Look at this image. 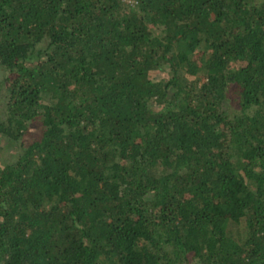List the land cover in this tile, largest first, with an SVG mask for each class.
I'll return each instance as SVG.
<instances>
[{"label": "trees", "instance_id": "trees-1", "mask_svg": "<svg viewBox=\"0 0 264 264\" xmlns=\"http://www.w3.org/2000/svg\"><path fill=\"white\" fill-rule=\"evenodd\" d=\"M0 264H264V0H0Z\"/></svg>", "mask_w": 264, "mask_h": 264}, {"label": "rangeland", "instance_id": "rangeland-1", "mask_svg": "<svg viewBox=\"0 0 264 264\" xmlns=\"http://www.w3.org/2000/svg\"><path fill=\"white\" fill-rule=\"evenodd\" d=\"M4 87H5L4 82H3L2 79H0V88L3 89ZM0 94H3L4 95V93H2V92H0Z\"/></svg>", "mask_w": 264, "mask_h": 264}, {"label": "built area", "instance_id": "built-area-1", "mask_svg": "<svg viewBox=\"0 0 264 264\" xmlns=\"http://www.w3.org/2000/svg\"><path fill=\"white\" fill-rule=\"evenodd\" d=\"M127 1H134V0H127Z\"/></svg>", "mask_w": 264, "mask_h": 264}]
</instances>
